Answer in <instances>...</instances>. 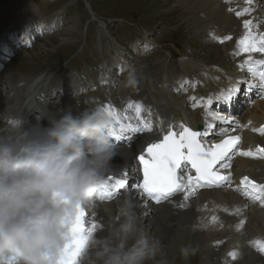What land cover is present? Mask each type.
<instances>
[{
	"label": "clouds",
	"instance_id": "1",
	"mask_svg": "<svg viewBox=\"0 0 264 264\" xmlns=\"http://www.w3.org/2000/svg\"><path fill=\"white\" fill-rule=\"evenodd\" d=\"M127 84H135L131 73ZM61 113L35 123L23 114L0 118V264H170L128 197L109 223L84 233L70 258L77 215L105 183L122 128L99 104ZM181 255L187 259L189 249Z\"/></svg>",
	"mask_w": 264,
	"mask_h": 264
},
{
	"label": "rangeland",
	"instance_id": "2",
	"mask_svg": "<svg viewBox=\"0 0 264 264\" xmlns=\"http://www.w3.org/2000/svg\"><path fill=\"white\" fill-rule=\"evenodd\" d=\"M30 4L39 11L41 16L47 19L57 13L55 21L59 27L58 30L51 33H45L44 35L40 33L38 36L40 39L32 48L26 51L20 50L11 63H6L8 71L4 70L5 74L0 76V92L2 91L0 93L2 101L0 103H3L4 99H8L10 92H12L10 87L6 86L8 84L6 75H10L13 79L30 76L48 79L47 89L69 88L71 83V77L67 75L69 69L79 67L78 64H70L80 59L82 66L84 64L87 66V63L94 66L93 63H101L102 58L110 50H117L116 52L123 55L126 52L124 46H116V41L125 45L130 51L131 46L137 40L145 39L146 35L149 38L157 39L161 43V45L157 44L156 51L149 56L133 54L134 59H131L136 69L138 65L135 63V58L150 63L151 69L155 71L160 70L163 72L167 68L169 74H179L178 70L183 68L187 57H190V61H196L188 53L189 50H195L200 45L197 40L199 34L194 33V35L191 30L193 24L196 26L197 15L195 12L188 13L179 0H31ZM26 7L27 5L24 8L26 9ZM60 10L61 12H58ZM93 14L98 18H94ZM183 14L188 16V20L193 24L184 20ZM24 15L25 11L21 7V1L0 0V28L5 29L6 32L16 29L24 19ZM176 22L179 23L178 30H173L167 26ZM34 26L32 25L31 28ZM98 30L101 31L100 34ZM198 30L203 37L208 35V32H204L199 28ZM33 31L35 32V30ZM6 32L0 34L2 42H5L3 43L6 45L5 49L8 44L15 43L19 36L13 32V36L6 40ZM16 32H20V29ZM37 33L39 31L33 33V39L30 42L35 40V37L37 38ZM20 36H22L21 32ZM169 41H173L175 44H164ZM3 44H0V51L4 49ZM26 45L19 43L18 46H14L12 49H4L0 52V55L4 57L9 51L17 50ZM203 48L218 52L220 55L219 47L210 40L205 41ZM221 48L229 55L227 49L223 48L222 45ZM170 53L173 58H171ZM177 56L178 58H175ZM6 64L3 63V65ZM228 71L230 72H227V74L234 75L233 65L228 68ZM85 73L88 74V71L86 70ZM19 74H22V76H19ZM183 74H188L185 68ZM118 78H115V80L117 81ZM4 86H6V89ZM102 88L101 80L96 82L95 85L86 84L85 88L77 95L76 105H80L84 99L98 97ZM36 90L31 91L32 94ZM16 93L17 95L25 94L22 89H18ZM123 93L126 92L116 91L112 96L118 100L121 99ZM93 100L97 103L100 102L98 98ZM81 106L82 109L87 107L84 104ZM255 165L261 166L264 165V162L255 161ZM201 257L198 254L197 256H188L187 259L178 258L173 264H201L200 261H197ZM191 258L194 260H191Z\"/></svg>",
	"mask_w": 264,
	"mask_h": 264
},
{
	"label": "bare ground",
	"instance_id": "3",
	"mask_svg": "<svg viewBox=\"0 0 264 264\" xmlns=\"http://www.w3.org/2000/svg\"><path fill=\"white\" fill-rule=\"evenodd\" d=\"M230 5L233 6H250L252 16L256 23L259 25L260 29L264 27V0H254V3L250 4L248 0H229ZM178 2V1H177ZM180 3L183 4L188 11V13L195 12L197 15L196 26L204 32L216 30L220 34L223 30H225L228 26H230V30L239 25L238 20H236L230 13L224 14L222 11V7L225 9V5L220 3L218 0H179ZM88 6L90 4L88 3ZM240 10V9H239ZM238 10V11H239ZM94 18H98L95 14H93ZM56 14L53 15L49 19H44L39 17L38 11L36 9H32L29 5L25 10V16L22 22L18 24V29L22 33L20 36V32L18 33V37L15 40V43L8 44L7 49H12L14 46H18L19 43L28 44L33 39V32L30 30H35L36 28H41L39 32L41 33H50L52 30H58L59 25L55 21ZM23 25V26H22ZM32 25H35L31 28ZM20 26H22L20 28ZM195 25L192 27V31H199ZM2 32H6L4 29H0V34ZM100 30L98 33L100 34ZM13 36V32H11L10 38ZM202 36V35H201ZM2 37H0V44H3ZM205 44V43H204ZM219 47L218 52H212L203 48V54H200V57H203L205 60V64L202 67H198L195 65H190L185 67V70L188 72L187 75L194 73L195 82L190 85L193 79L182 78L180 80L172 79V76L168 72L158 74L157 71H149L144 68V60H137L139 64V73H140V84L137 87L139 92L137 93L136 84L128 85L126 75H123L122 78L124 80L119 83L118 86L114 88V86H109L104 90L107 93H115L116 91L122 92L125 91L127 94H131L132 98L136 100L139 105H142L145 109L149 110L153 115H156L157 118L163 121V124L167 123H178L180 120L193 121L192 117H197V112H193L190 107L185 106V101L190 99L189 92L194 91L196 94L202 88H210L211 92L204 96L199 100L200 106H205L207 100L211 98L214 100L216 96L219 94V90L217 86L223 82L232 81L233 75L227 74V72H215L213 71V67L210 63L215 62L217 65L228 71V68L233 64L229 61V55L225 52L221 45L214 43ZM223 48L229 51L228 47L222 45ZM6 47V46H5ZM2 49L0 52H2ZM14 50V49H13ZM9 51V50H8ZM7 51V52H8ZM12 51V50H11ZM9 51V52H11ZM195 55V52L191 53ZM3 59V56L0 55V61ZM206 66V67H204ZM205 69L211 74L205 75L201 70ZM215 73V74H213ZM225 75L224 77L221 75ZM5 74L4 70L0 72V76ZM227 74V75H226ZM108 78H110V70L107 72ZM8 79L9 85L11 80L13 79L10 75H6ZM27 81L33 82L30 86L29 90L22 96V102L26 103L27 106H23L21 108L13 109L12 111H8L3 107V111L0 113V118H3L8 115H20L23 114L26 121L35 123L37 116L41 114H47L51 109V104L49 99L51 96L39 97L35 94H32L31 91L36 90L37 88L46 90V86L44 84L39 83V79L41 77L30 76L22 78ZM171 80L173 84H166L165 81ZM184 80V82H181ZM209 83V84H208ZM160 84V85H158ZM3 86V85H2ZM2 93V91L0 92ZM53 92L51 91L50 94ZM182 94L183 97H182ZM113 97V96H112ZM2 97L0 96V101ZM8 100V99H4ZM41 106L40 111L32 110L33 108H29L32 106ZM264 108V102L261 103ZM42 106H45L42 107ZM6 109V110H5ZM5 110V111H4ZM38 112V113H36ZM185 115V117H182ZM45 119V118H44ZM43 119V120H44ZM43 120L41 123H43ZM48 124V123H47ZM150 135L141 136L137 142L138 145L132 150V159L135 153H137L141 146L144 145L147 141L151 140ZM246 149H249L248 145L244 146ZM259 168L261 171L258 172L256 169ZM234 171L238 173V175L245 174L247 172L252 173L255 176H263L264 175V165L257 166L255 165V161H248L242 159V161L235 164ZM209 196L214 197L219 201L231 202L236 199V195L233 193H225L222 190H210L204 191L201 194V197L193 203V206L186 210H176L170 205H162L160 206V210L155 213V222L157 221V227L154 226V231L156 234H161L162 229V242L165 246V251L167 255L170 256V249L174 247V245L180 244L178 248V253H173L172 256L169 257L170 263L175 261V259L181 255V248H184L183 242H185L192 234V240H196V242H192L191 247H199L200 251L203 253V257L201 258L202 264H253L251 261L256 262V264H264V257L259 256L258 254L252 252V250H256L259 248V245L254 240H248L253 236L264 237V210L262 208L251 207L248 216L249 219L243 231L234 232L231 229H226V227H214L209 226L202 219V213L196 210L197 204H201L208 200ZM168 208V210L166 209ZM255 208V209H254ZM138 214V211L136 215ZM177 219V224H172L173 221ZM234 218H227V222H233ZM187 227L188 229H186ZM231 237L235 238V248L239 249L243 252L241 259H234V261L226 260L224 254L229 250V247L223 245V247L217 248L213 245L216 240ZM231 243V240L228 241ZM225 249V251H224ZM256 255L258 257H256ZM251 256V258H249ZM248 259V260H247Z\"/></svg>",
	"mask_w": 264,
	"mask_h": 264
},
{
	"label": "snow or ice",
	"instance_id": "4",
	"mask_svg": "<svg viewBox=\"0 0 264 264\" xmlns=\"http://www.w3.org/2000/svg\"><path fill=\"white\" fill-rule=\"evenodd\" d=\"M248 2L251 3V0H248ZM236 15L239 17L244 15V13L236 12ZM252 23L253 21L250 19L243 21L245 32L237 42L238 51L236 53L237 55L247 54V58L241 62L240 67H247L253 76L258 77L256 83L243 82L247 85L244 96L249 99V94L253 88L260 89V94L264 95V71H257V65H264V59L254 60L252 55L253 53L264 54V34L256 35L252 31ZM224 39H231V37L228 36ZM222 42L223 40H221ZM238 93H240V87L234 86L225 92H221L217 99L222 100L224 103H229ZM191 99L195 100V97ZM206 103L211 104L212 99L209 98ZM197 106V104L193 105V107ZM142 107V105L137 106V112ZM214 118L225 123L229 122L225 116L215 115ZM231 123L239 126L236 121ZM180 127L181 131L169 130L161 139L148 143L145 148L141 149V153L137 158V163L142 171V182L138 180L134 187L156 203L168 200L176 193H184L183 199L187 201L200 188L231 187L232 173L222 174L217 168L218 165L221 168L231 167V158L237 154L247 157L264 156V148H257L255 152L251 149L240 151L238 145L241 137L228 135L227 130H221V134L226 138L220 143L206 145L201 143L200 138L207 135V130L201 133L193 131L184 125H180ZM208 127L210 128L211 125ZM129 128L133 133L152 131V127L148 124L142 127L129 126ZM254 131L264 132V127L254 129ZM116 139L121 140L123 137L116 136ZM127 139L131 140V135ZM109 181H113L112 187L123 188L128 184L127 174H123L119 179H115L112 176L106 177L105 183L100 188L102 191H106L109 188ZM236 190L242 192L244 196L264 204V184L257 183L255 180L250 179L249 176H242ZM109 198L111 197L109 196ZM179 206L184 208L186 204H180ZM85 217L84 207L80 209L73 228V239L69 252V256L73 261L78 256L83 245L84 233L99 227L94 220L90 223V226L86 227ZM215 219L213 217V220ZM243 224L244 221L241 220L239 227H243ZM261 251H264V249H261ZM230 255L233 259L236 258L235 252L230 253Z\"/></svg>",
	"mask_w": 264,
	"mask_h": 264
}]
</instances>
